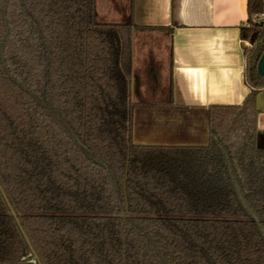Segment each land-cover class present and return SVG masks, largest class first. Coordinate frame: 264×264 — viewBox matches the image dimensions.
<instances>
[{
    "label": "trees",
    "instance_id": "trees-1",
    "mask_svg": "<svg viewBox=\"0 0 264 264\" xmlns=\"http://www.w3.org/2000/svg\"><path fill=\"white\" fill-rule=\"evenodd\" d=\"M247 12L243 104L209 109L207 146H143L133 23L0 0V264H264V0Z\"/></svg>",
    "mask_w": 264,
    "mask_h": 264
},
{
    "label": "crops",
    "instance_id": "crops-1",
    "mask_svg": "<svg viewBox=\"0 0 264 264\" xmlns=\"http://www.w3.org/2000/svg\"><path fill=\"white\" fill-rule=\"evenodd\" d=\"M248 0H96L100 23L132 22L133 141L204 147L209 109L242 105L250 93L241 27ZM264 150V88L256 100Z\"/></svg>",
    "mask_w": 264,
    "mask_h": 264
},
{
    "label": "water",
    "instance_id": "water-1",
    "mask_svg": "<svg viewBox=\"0 0 264 264\" xmlns=\"http://www.w3.org/2000/svg\"><path fill=\"white\" fill-rule=\"evenodd\" d=\"M257 72L260 76L264 77V52L262 56L259 59L258 65H257ZM135 143V142H134ZM136 144V143H135ZM138 145V144H137ZM13 216L16 217L15 212H13Z\"/></svg>",
    "mask_w": 264,
    "mask_h": 264
},
{
    "label": "built area",
    "instance_id": "built-area-1",
    "mask_svg": "<svg viewBox=\"0 0 264 264\" xmlns=\"http://www.w3.org/2000/svg\"><path fill=\"white\" fill-rule=\"evenodd\" d=\"M262 22H264V13L261 15ZM33 264H37V261L35 259L30 261Z\"/></svg>",
    "mask_w": 264,
    "mask_h": 264
}]
</instances>
